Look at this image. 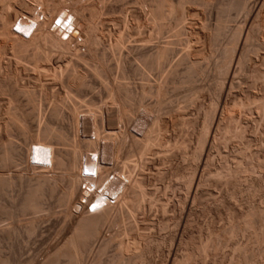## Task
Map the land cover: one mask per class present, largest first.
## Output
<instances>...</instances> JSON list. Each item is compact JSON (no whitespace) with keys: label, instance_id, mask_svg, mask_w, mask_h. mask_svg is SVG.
<instances>
[{"label":"bare ground","instance_id":"1","mask_svg":"<svg viewBox=\"0 0 264 264\" xmlns=\"http://www.w3.org/2000/svg\"><path fill=\"white\" fill-rule=\"evenodd\" d=\"M9 1L10 0H0V118L6 116V120L4 118L5 121L0 126V163L12 164L14 161L20 160V162L24 164L23 173L22 175H19L18 178L16 177V179H21L22 181L21 176H24L23 180L25 185L21 187V192L19 193V196H17V204L13 203L14 205L12 204L7 209L0 203V216L7 214L12 218L16 211L20 213L30 212L35 215L43 211V200L45 199V196L49 193H53L58 182L61 180L66 182V189L65 192L63 191L64 194L59 197V202L65 204L67 215L75 216V219L73 218L74 222H72L73 224L71 225L69 235L64 240L63 244L58 248L56 247L57 249H55L51 255L49 254L45 259H42L39 264H101L103 257H105V255L107 256V252L110 251L112 247L115 248L117 252L116 257L119 261L127 260L132 264H264V139L261 137V143L263 144L259 151H254L255 149L252 151L253 148L250 149L251 144H249V141L244 140L248 134L247 129L251 122L242 116L243 113H251L255 109L258 111L256 113H259L258 120L264 122V93H255L251 91V89L246 90L247 87L245 88V91L242 90L244 93L242 92L241 95L233 93L231 90L237 81L235 80V75L241 70L250 72V79L252 82L264 81V55L260 56L257 63L254 61L252 62L249 58L248 47V41L255 36L253 25L254 21L258 19V16L262 11L261 9L264 6V0H251V2H246V0H238L240 2L237 0L223 1V4L225 5L223 10H229L230 7L236 5V7H240L241 10L247 8V11L241 25L237 24L238 27L235 26L237 29L234 27L236 31L234 30L229 36L231 46L228 48L226 47V49L224 47V50L222 49L220 60L213 63L215 68V74L213 73V76H215V83L219 88L217 87V91H214L215 93L212 95L213 97H210V104H208V107L202 109L201 115L198 118H187L185 117V112L179 110H174L175 112L173 113V116H171L175 118L182 127H190L192 129V134L195 135L194 139H196V144L194 147L192 146L190 158H184L186 159L185 162L180 167L175 166L176 168L172 171V174L178 179L177 182L179 186L184 188L180 190H184L185 193L177 198L178 207H174L176 212L173 217V227L170 230L167 229L168 231H165V234L159 236H155L152 231H139L140 228L138 227V221L140 219L137 220V213L135 211L140 208L142 201L148 200L149 204H153L155 200L152 196L154 195L152 190L143 189L142 179L137 178V176L135 177L133 174V171H135V173L137 171L136 168L139 165L140 158L142 159L144 155L152 150L154 145H160L162 151L169 150V141L164 135L167 126L166 123L168 122L165 123V119L163 120L161 118L162 116L158 113L159 109L157 114H148V116L145 117L146 120L141 123L140 128H135L136 130L134 134H132L131 140H128L131 143L129 142L127 155L121 161L120 168L116 170L117 173L113 174L111 180L109 179V171L113 169L112 167L118 165V162H120L118 161V155L123 151V148L127 146L126 142L128 143L124 132L126 128L125 130L124 128L122 129L123 124H119L118 121L121 122L123 119H128V111L132 106L131 103L134 104V102L131 101H136L133 107L139 108L142 107L141 100H144L146 95H149L150 93L153 94V91H155L156 95L155 92L154 95L159 96L164 90L165 81L164 84L163 80H161L162 82L157 83L156 86L154 85L155 89H151L152 85L149 86L147 83L143 84L141 85V91H138L134 87L126 86L122 82H115L114 80V83L112 82L111 85L105 84L106 86H104L103 89L106 97L110 98L111 104L102 102L101 105L96 107L95 104L94 107L88 105L85 110L84 118H98L102 125L101 127L93 125L94 137L93 139L88 137L83 140L84 152L79 154L74 150L75 148L70 150L64 149L65 147L61 148L62 146L56 147L58 142L61 143L62 141H65L64 136L61 132H57L55 136L56 141L58 142L55 145L54 142L49 140V135L51 137L52 131L51 127L46 124V126L43 127L42 135L40 132L38 133V135L40 134L41 136L32 135L30 132L27 134V127L22 129L24 127L22 123L27 126L24 122L38 110L34 102L35 95L33 96V92L26 87L30 81L29 79L32 77L31 74H27V71L33 70L38 74L50 71L53 82L57 80L60 81L65 72H69L72 76H78L77 70L75 69L76 66L69 65L70 62L69 64H63L64 61L60 58V60L57 61L59 63L58 66L56 65L57 67H52V63H45L46 61L44 60L48 59V55L42 50V47L45 44H50L54 47H66L67 44L75 42V44L78 45L79 43L76 39L80 37L79 41L86 42L89 47L88 51L89 53L91 52L89 54L91 63H87L88 69H86L88 74H90V76L92 75L96 81H101L98 79L103 73L107 74L108 69L104 64V55L97 57V54L93 51L94 47L99 43V38L95 33V24L97 22H93V19H95L94 17L97 15L95 11L90 12L87 17L85 9L88 7L86 5L83 6V4L73 7L67 6L65 0H19V9H14L13 12H7L5 8L11 5V1ZM73 1V3H77L79 0ZM148 1L149 4L147 5V9H145V13L147 14L146 18L143 17V13H141L140 10H132L133 12L131 16L133 17L134 22L132 21L133 23L130 24L128 34L133 36V38L131 39V43H128L129 46H127V49L134 54L132 57L133 67L130 71H126L127 61L122 58V56H117V62L114 60L117 63L116 65L122 68L124 73L122 76L130 72L134 75L139 74L141 75V79L146 80L147 71L145 70H156L157 68L160 70L161 65L164 62V65H166V63H168L167 60L173 56L174 47L178 44L181 46L180 49L182 51L178 57L176 56L177 59L171 66L172 68L169 71L170 74L168 77H173L177 74L179 67L183 65L188 76L185 79L192 80L191 78L195 75V67L197 68V66H195L196 63L194 64V62H196V58L193 57L195 48L191 43L190 36L195 33V35L192 36L198 35L200 38L208 40L211 37L209 35L210 33L201 34L195 29L189 33V31L186 32L183 27H177V29H174L172 33L173 35H171L174 37L173 39L170 38L167 40L165 39V41H160V37L165 29L171 30L173 29L174 24L177 25L178 23L183 22L185 13L181 11V7H183V4L190 3L193 0ZM201 1L203 3H209L211 0ZM37 7H39V10ZM220 9H222V7ZM217 10H219V8ZM223 12L222 14L225 15L227 11L225 13ZM59 13H63L66 17L69 16L72 19L67 28L64 26L67 31L73 28L70 34L51 28L53 20ZM144 18L145 20H142ZM221 22L219 21L218 24ZM16 23L20 31L24 33L30 32L34 25L35 27L32 29L30 35L25 37L22 34H17L13 31V27ZM146 29L150 30L148 34H145ZM220 29L223 28L221 27ZM182 34H186V37L180 38ZM63 35L68 36L64 39ZM114 40L111 48L120 49L123 47V41H125L123 36L119 35L118 38H114ZM262 43L264 42L262 41ZM8 50L11 54L3 58L1 55L6 56ZM76 56L77 59H75V62L84 61V58L81 55L76 54ZM42 60L44 63H40ZM22 71L27 72H24V75L26 74L27 78L23 77ZM163 76L161 75V77ZM167 80L168 78L166 81ZM19 81H21L20 86H18ZM84 84L82 83L81 85L83 86ZM52 89L54 90V88ZM5 96L6 98L8 96L6 103L4 102ZM21 97L25 99V104L31 106V110H25V108H22L24 104L21 105ZM187 97L189 98L190 96ZM185 99L187 98H184V100ZM158 101H160V99ZM75 105V103L74 105L72 104L69 111L77 121L80 118L78 116L80 113ZM137 108L135 109L137 110ZM60 109H62L61 102L54 101L48 112L55 118L59 116L61 112ZM129 115L131 116L130 113ZM107 116L113 117H108L109 120H113L111 123L110 121H107L106 123L109 126L112 125V128L103 123ZM129 120L133 122L134 119L130 117ZM170 120L171 118L169 121ZM172 121L170 122L172 123ZM117 123L119 126H117ZM104 124L106 126H104ZM13 129L20 131L19 134L24 137V145H19L10 138L12 135L10 133L11 131L13 132ZM187 130L189 131V129ZM130 134H127V136ZM185 139L174 140V143L171 145L172 149L170 150L172 151V154L179 153L184 149L186 146ZM259 140L260 139L258 138V141ZM232 141H244L243 145H241L242 148L237 149L239 156L235 155L237 159L235 167H233L234 165H230L232 163H230V157H232L231 153L226 150H224L226 151L225 153L222 151V149L227 148ZM189 149H191V147ZM189 153L190 152H188V154ZM135 155H138L137 158H134ZM170 156L171 155H164L162 159H170ZM83 157L85 159L84 162L82 161ZM93 157H96V162H94ZM243 163L245 166L242 165ZM83 168L88 172L94 171L96 175L95 178L91 175L84 176L82 173ZM55 170H59V172ZM13 183L14 180L12 177H4L0 175V195H5L6 189L11 187ZM83 183L86 184L85 188L81 187ZM213 184L219 185L225 190L229 186L230 190L225 192L226 194L224 197L218 196L219 198H215L213 202L210 201L212 202V205L207 204L204 206L202 204L204 206H202V211L210 212L212 208L217 210L218 207L220 209V205H224L225 203L227 207H224L229 211V217H227L228 215L226 216L229 218V226H225L224 228L211 226V228L209 227L210 230L206 229V231H204H208V234L203 237L200 231L201 229L194 228L196 223L195 216L198 212L196 206L201 200V196L205 193V186ZM91 185L94 186V189H92ZM112 186L114 187L112 188ZM101 188L102 191L101 194H99L98 191ZM96 194L103 195L105 200L96 201L95 205L100 206L103 202H106L107 207L98 209L92 213L88 212L87 205L92 202L90 198L92 195ZM256 194H260L262 206L256 205L252 201V198ZM110 196H115V198L111 200ZM237 196L241 197V200H245L244 202L247 204L246 208L243 207L245 209H239L231 203L230 200H237ZM155 197H157V195ZM160 207L162 212L166 211L167 207L165 204H162ZM219 209L218 211H220ZM76 213L78 214L76 215ZM203 214L204 213H202V215ZM33 217L35 216L33 215ZM39 219V217H35L25 228L28 236L35 233L40 221ZM113 224L120 226L119 231L113 232L112 234L110 233L109 236L101 238L100 234L102 229ZM165 227H168V225ZM12 231H10L9 228L5 230V227L2 229L1 226L0 237L7 236L5 238L9 239L10 237L8 236L12 234ZM120 234H122V236ZM119 235L125 237L118 240L116 237ZM244 239L245 241H243ZM154 248L156 251L158 249L160 251L159 260L153 258ZM90 255H93V260L88 262L87 257ZM112 256L114 257L115 255ZM61 258L64 259L62 260V263L59 262ZM2 260L0 259L1 262H3ZM113 260L111 258V262H113ZM115 263H117V261Z\"/></svg>","mask_w":264,"mask_h":264},{"label":"rangeland","instance_id":"2","mask_svg":"<svg viewBox=\"0 0 264 264\" xmlns=\"http://www.w3.org/2000/svg\"><path fill=\"white\" fill-rule=\"evenodd\" d=\"M10 1L9 2L11 5H9V7L7 6L5 8V10L7 12H13L14 9H17L19 7V4H18L19 0H10ZM223 1L225 2L226 0H211L209 3H205V2L203 3L201 0H193L190 3L183 4V7H181V11H183L185 13V17L183 19V22L178 23L177 25L174 24V27L172 26L173 29H171V30L165 29L163 31L161 37H160V41H165V39L167 40L170 38L173 39L174 37L171 35H173L172 34L173 31H174V29H177V27L178 28L183 27L184 30H186V32L189 31V33H191L194 29L199 31L201 34L202 33H204V34L210 33L209 35L211 37L208 40H205L204 38H200V36H198V35L192 36V35H195V33H193L190 36L191 43L195 48V50L193 52V54H194L193 57L196 58L195 59L196 62H194V64L196 63L195 66H197V68L195 67V69H196V73L194 75L195 77L192 76V78H191L193 81L190 79L189 80L185 79L188 76H187L186 71L184 70L185 67L183 65L181 67H179L177 74H175L173 77L172 76L168 77V75L170 74L169 71L172 68L171 66L173 65L174 61L177 59L179 54H181L180 52L182 51L180 49L181 46L178 44L175 45L176 47H174L175 49H174L173 54H172L173 56L169 60H167L168 63H166V65H164L165 62L162 64L163 67L161 65L160 70L158 68L157 69L154 68L156 70H153V69L145 70V71H147L146 78L149 80H147V79L143 80V79H141V75H139V74L134 75L130 72H128L129 75L127 73L124 76H122L124 73H123L122 68H120V66L116 65L117 64L116 58H118L119 56H122V58H124L127 61L126 62V71H130L131 68L133 67L132 57L134 56V54L129 49H127L128 48L127 46H129L128 43H131V39L133 38V36H130V34H128L129 33L128 28H129L130 24H132L134 22V19L131 16L132 12H133L132 10H137V11L140 10V12L143 13V17L146 18L147 14L145 13L146 12L145 9H147V5L149 4L148 0H96V1L95 0H84V1L79 0L77 3L76 2L73 3L74 2L73 0H65V3L67 6L77 7V6L82 5V4H83V6L86 5L88 7L87 9H85V11L87 13V17L89 16V13L92 11H95V13L98 15V16L96 15L94 17L95 19H93V22H95V21L97 22L95 24L96 25V29H95L96 32L95 33H96L97 37L99 38L98 39L99 43L94 47L93 51H95V53L97 54L96 55L97 57L104 55L103 56L104 57L103 58L104 64H105V66H107V69H108L107 74L103 73L104 75L102 74V76H101L102 78L100 77L98 79L101 81H96L92 77V75L90 76V74H88V72L86 71V69H88L87 63H91V60H90L91 58L89 55L91 52L89 53V51H88L89 47H88L86 42H80L79 41L80 37H78L76 39V40H78V43H79L78 45H76L75 42H71V43L67 44L66 47H62V46L54 47V46H51L50 44H47V45L45 44L42 47V50L48 55V59L44 60V61H46L45 63H52L51 64V65H53L52 67H57L59 64L57 61L60 59L64 61L63 64L64 63L69 64V62H70L69 65H73L74 67L76 66L75 69L77 70L78 76H72V74H69V72L68 73L65 72L66 74L64 73V75L60 79V81L57 80L58 82L57 81L53 82L52 81L53 78L51 76L50 71H47L48 74L45 72L38 74L33 70H30L31 71L30 72L28 69H27L28 73L25 71H22L23 77L27 78L26 77L27 75L26 74L24 75V72L27 74H31V76H32V77L30 76L31 77L29 79L30 81L28 82V84H27L28 86H26V87L33 92V96L35 95L34 102H35L36 108H38L36 113H34L32 116H30V118H27V120L24 122L27 124V126L22 123V125L24 126V127L21 126V127H23L22 129L27 127V129H26L27 131L25 130L27 132V134L30 132V134H32V135L33 134L38 135V133L40 132V134L42 135V131L44 129L43 127L48 125L49 127H51V131H52L51 137L49 135V138H50L49 140L54 142L55 145L58 142V141H56L55 134L57 132H61L64 136L65 141H62L63 143L58 142L57 143L58 145H56V147L62 146L61 148L65 147L64 149H70V150L75 148L74 150H76V152L78 154L81 152H84L83 140L87 139L88 137L93 139V137H94L93 127L95 125L98 127H101V125H102L101 121L98 118L97 119L96 118L90 119L87 117L84 118L85 117L84 116L85 110L87 109L88 105H91L92 107H94V104H95V107H96V106L101 105L102 102L103 103L106 102L107 104H111L110 98L106 97V95H105V92L103 89L104 86H106L107 84L111 85L112 82L114 83V81L115 82L119 81V82H122L123 84H125L126 86L134 87L138 91H141V85H143V84L147 83V85H149V86L152 85L151 89L152 88L155 89V86L157 83L162 82L161 80H163V84H164V81H165L164 90L162 92L163 94L161 93L162 95L160 94L159 95L160 97L155 96L156 92L153 91L154 90L153 89V90H151V91H153V94L150 93L151 95L150 94L146 95L145 98L143 97L144 100H141L142 101V107L143 106H145V107H143V108L142 107H139V108L133 107L135 105L136 101H131V102H134V104L131 103L132 109L130 107V110L128 111V117H127L128 119H123L121 122L118 121L119 124L120 123L123 124L122 129L124 128V130H125V128H126L125 131L123 130L126 134V141H128L129 139L131 140L132 134H134L135 130L137 128H140L141 123L146 120L145 117H147L148 114H152V115L157 114L158 109H159V112H158L159 115L162 116L161 118L163 120L165 119L164 122L165 123L168 122L171 125L170 126L168 123H166V125H167L166 131L164 133L166 139L169 141L168 142L169 150L162 151V147L160 145H158V144L154 145L152 147V150H150L146 155H144L142 157V159L140 158V161H141V162L139 161L140 166L138 165V167L136 168L137 174L135 173V171H133V174L135 177L137 176V178L142 179L143 185H144V186L142 185V188L145 190H147V189L152 190V192L154 194L152 196L154 197V200H155L153 204H149L148 200L142 201L141 206L138 209L139 211L138 210L135 211L137 213L136 214L137 220L140 219L138 221V227L140 228V230H139L140 232H145V230H146V232L152 231V232H154L153 234L155 236H159V235L165 234V231L167 232L168 230H170L173 227V224H172L173 223V217H174L175 212H176L174 207H178V202H177L178 199L177 198H178V196L183 195V193H185V191L180 190V189H184V188L179 186V184L177 182L178 179L176 178V176H174V174H172L173 173L172 171L176 167H180L185 162V160L188 159V157L190 158L192 146L193 147L195 146L196 139H194L195 135L192 134V129L190 127H187V128L182 127L179 124V122L171 116H173V113L175 111L179 110V111L185 112V114H186L185 117H187V118H198L201 115L202 109H204L205 107H208V104H210L211 98L213 97L212 95H214V93L219 88V86L215 83V76H213V73L215 74V72H214L215 68H214L213 63L220 60V58H221L220 56L222 54V49L224 50V47L226 49V47L228 48L231 46L229 36L235 30V28L238 27L237 24L241 25L242 20H244L245 14L247 11V8L241 10V8L236 7V5L230 7L231 9L229 8V10H223L225 8ZM248 1L251 2V0H246V2H248ZM238 2H240V1H238ZM221 4H223V5H221ZM237 5H239V4H237ZM221 7H222V9H220ZM218 8H219V10H217ZM232 8H235V9H232ZM37 9L39 10V7H37ZM261 10L262 11L258 16V19L255 20L256 22L254 21V25H253V30H254L255 36L250 41H248L249 58H250V60H252V62L254 61L256 63L259 61L260 56L264 55V45H263L264 43H262V41L264 42V22H263L264 21V6L262 7ZM221 11L223 13H225L227 11L228 13L226 12V14L224 15V14H222ZM127 12H129V13H127ZM218 14H220L221 16ZM222 15L225 18L227 16L228 20H227V18L225 19ZM222 17L224 18V20ZM145 18L142 20H145ZM122 19H123V21H122ZM219 21L220 22L225 21V22L224 23L221 22L220 24H218ZM119 23H121V24H119ZM188 23H189V26H188ZM178 25H180V26H178ZM220 25L223 29H220L221 28ZM208 26H210V27H208ZM149 32H150L149 29L145 30V34H148ZM119 35L123 36V39L125 40V41H123V43H124L122 45L123 47H121L120 49L111 48L112 44L115 41L114 38L117 39ZM181 37L185 38L186 34H182L180 36V38ZM229 43H230V45H229ZM259 44H260V46H259ZM251 48H254V49H251ZM258 48H260V49H258ZM126 50H128L129 52ZM116 51H118V52H116ZM119 52H120V55H119ZM10 54H11V52L8 50L6 53V56H4V55H1V56L4 58V57H7V55L9 56ZM76 54L81 55L84 58V61L75 62L76 61L75 59H77ZM114 57H115V59H114ZM50 60H51V62H50ZM209 61H210V63H209ZM22 63H26V62H22ZM40 63H44L43 60ZM197 63H198V65H197ZM85 67H87V68H85ZM115 67H117V68H115ZM161 69H163V70H161ZM121 70H122V72H121ZM126 71H125V73H126ZM166 72H167V74H166ZM42 74H44V75H42ZM163 74H164V76H163ZM161 75L163 77H161ZM250 76H251V74L248 71H245V70L244 71L243 70L238 71L235 75V80H237V81H236V84L233 87V89H231L232 92L236 93V94L238 93L239 95H241V93L242 92L244 93L245 88L247 87L246 90L251 89V91H253L255 93H264V83H263L264 81L252 82V80L250 79L251 78ZM213 77H214V79H213ZM167 78H168V80L166 81ZM187 81L188 82L190 81V82L188 83ZM82 83L83 84L85 83L83 85L85 87H83L81 85ZM17 84H18V82H17ZM20 84H21V81H19L18 86H20ZM40 87L42 88V90ZM52 88H54V90ZM242 90H244V91H242ZM154 92H155V95H154ZM187 96H190L189 97L190 100ZM7 98H8V96H7ZM7 98L5 96V98H4L5 103H6ZM99 98H100V101H99ZM184 98H187L188 100L187 99L184 100ZM159 99H160V101H158ZM193 100H194V102H193ZM20 101L22 103L21 105L24 104L22 106L23 109L25 108V110H29V109L31 110V106L25 104V99L23 97L20 98ZM54 101H60L61 102V108H62V109H60L61 112H60L59 116H57L55 118L52 117L50 115V113L48 112L50 110L51 106L53 105ZM188 102L190 105L188 104ZM74 103L76 104L75 106L78 108V112L81 114V115L80 114L78 115L80 118L77 121L69 111L71 105L72 104L74 105ZM156 106H157V108H156ZM152 107H155V108H152ZM200 107H201V109H200ZM135 108H137V110ZM149 109L150 110L152 109L153 111L151 110V113H150ZM169 109H172V110H169ZM132 111H134V112H132ZM256 112H258V111L254 109L251 113H243V115H242L243 117L247 118L251 122L249 124V128H248L249 130L247 129L248 134L246 135L244 141H249V144H251L250 149L253 148L252 151L254 149H255L254 151H256V150L259 151L260 148L262 147V144H263V143H261L262 139H264V131H263L264 130V125H263L264 122H260L258 120L259 113H256ZM129 113L131 114V116L129 115ZM5 117L6 116H3V118L2 117L0 118V126L6 120ZM108 117L113 118L112 116H107L104 119L103 123L106 124L107 121H110V123H111V121L113 119L109 120ZM130 117L134 119L133 122L129 120ZM4 118H5V120H4ZM170 118H171L170 121H172V118H173L172 123L169 121ZM258 122H260V123H258ZM93 123H95V124H93ZM131 123H133V124H131ZM105 124H104V126L108 125V124H106V125ZM119 124L117 126H119ZM124 125H125V127H124ZM111 126L112 125H110L109 127L112 128ZM113 128H114V125H113ZM54 129H56V130H54ZM183 129H184V131H183ZM187 129H189V131ZM181 130L183 133L181 132ZM126 131H127V133H126ZM19 132H20L19 130L17 131L16 129H13V132L11 131V133H10V134H12L10 136V138L15 143H17L19 145H24V137H22V135L19 134ZM40 134L38 136H41ZM127 134H130V135L127 136ZM261 137H262V139H261ZM258 138L260 139L259 141H258ZM78 139H79V141H78ZM184 139L186 140V146L184 147V149H182V151H180L179 153L172 154L171 153L172 151H170V150L172 149L171 145H172V143H174V140H184ZM244 141H232L228 145L227 148L222 149V151L224 153L226 151L231 153V156L233 158L230 157V160H231L230 163L232 162L230 165L231 166L234 165L233 167L236 166V160L237 159H236L235 155L239 156V154H238L239 152L237 149L242 148L241 145H243ZM129 142L130 141H128V143L126 142L127 146H125L123 148V151H121V153H119V155H118V161H120V162H118V165H115L116 167L115 166L112 167L113 169H111L109 171V173H110L109 179L110 180L113 177V174L117 173L116 170L120 168L121 161L126 157L127 152L129 150ZM158 146L161 148H159ZM76 147H78V148H76ZM190 147H191V149H189ZM257 148H259V149H257ZM224 150H226V151H224ZM0 152H1V148H0ZM188 152H190V153L188 154ZM184 154H186V155H184ZM164 155H171L170 159H167V160L162 159L164 157ZM137 156L138 155H135L134 158H137ZM120 158H121V160H120ZM184 158H186V159H184ZM160 159H162V160H160ZM84 160L85 159L83 157L82 161L84 162ZM31 162H32V159H31ZM140 163H142V164H140ZM242 165L245 166L244 163ZM23 166H24V164H22V162H20V160H16L12 164H1L0 163V175H2L4 177H12L14 180L13 185L11 187H9L8 189H6L5 195H0V203L2 205H4L7 209L13 203L17 204L16 203L18 201L17 196H19V193L21 192V190H20L21 187L23 185H25V182L23 180L24 176L23 177L21 176L22 181H21V179L20 180L16 179V177L18 178L19 175H22ZM172 167H174V168H172ZM55 171L59 172V170H55ZM84 171L85 170L83 168L82 172H84ZM170 175H171V177H170ZM145 177H147V178H145ZM65 187H66V182L64 180L63 181L61 180L58 182L57 187L55 188L54 192L51 194L49 193L48 195L45 196V199L43 200L44 210L39 212L41 214L37 213L35 215V214L30 213V212L29 213L28 212L20 213V212L16 211L17 214L15 212L14 215L12 216V218L7 214L0 216V228L2 226V229H4V227H5V230L8 228L10 231L13 230L11 232L12 234H10V236H8V237H10L9 239L5 238L7 236H3L2 237L3 239L0 237L1 238L0 239V259L1 260L3 259L2 260L3 262L0 261V264H3V263L4 264H34V263L39 264L40 261H42V259H45L49 254L51 255L55 249H57L58 247H60L63 244L64 240L69 235L71 225L73 224L72 222H74V219H75V216H69L66 214L65 204L59 202V197L64 194L65 189H66ZM113 187L114 186H112V188ZM205 187H206L205 193L203 194L204 196L202 195L200 198L201 200L199 201V203H197L199 206L196 204L197 205L196 208H198L197 209L198 212L195 216L196 223L194 225L195 229H201L200 231H201L203 237L208 234V231L207 232H204V231H206V229L210 230L211 226H213V227L216 226V228H218V227L224 228L225 226L226 227L229 226V218H227V217H229V211H227V208H226L227 206L225 205V203H224V205H220V209L218 207V209L220 211H218V209L215 210L214 208H212V210L210 212H205V211H202V209L207 204L212 205V202L215 198L217 199L219 197H224V195L226 194L225 192L229 191L230 187L228 186L226 190L224 188H222L221 186L215 185V184L209 185V186L207 185ZM153 188H154V190H153ZM156 195H157V197H155ZM258 195L256 194L252 198V201L256 205L262 206L260 194H258ZM211 196H213V197H211ZM237 197H236L237 200H235V199L230 200L231 203H233L239 209L240 208H242V210L245 209L247 206L246 202H244L245 200L244 199L241 200V197H239V196H237ZM13 200H15V201H13ZM205 201L208 203H206ZM210 201H212V202H210ZM258 203H260V204H258ZM162 204H165V206L167 207L165 212H162V209L160 207ZM175 204H177V205H175ZM224 206H226V207H224ZM243 207H245V208H243ZM73 211H74V209H73ZM214 212H216V213H214ZM202 213H204V214L202 215ZM77 214L78 213H76V215ZM138 214H140V215H138ZM33 215L35 217H39L40 221L37 225V229H36L37 232L35 231V233L28 236L26 234L25 228L27 227V225L30 224L29 222H31V220L35 218V217H33ZM14 216H16V217H14ZM146 217H147V219H146ZM164 224H166V225H164ZM170 224H172V225H170ZM212 224H214V225H212ZM115 225L116 224H113V225H109V226L103 228L101 231V234H100L101 238H103L105 236L106 237L109 236L110 233L112 234L113 232L119 231L120 226H117V225L115 226ZM167 225H168V227H165ZM14 226H15V228H14ZM142 228H143V230H142ZM16 232H17V234H16ZM11 235H13V236H11ZM120 235L122 236V234H120ZM120 235L117 236L118 238L116 237V239L120 240V239H123L125 237V236L121 237ZM243 241H245V239ZM113 248L114 247H112L110 249V251L107 252V256L105 255V257H103L101 264H114L116 261H117V263H115V264H129L130 263L127 260L119 261L116 257L117 252H116L115 248L114 249ZM155 248L153 251V253H154L153 258H155V260H159L158 258H160V251L157 248L158 249L157 250L158 252H157ZM112 255H115V256L113 257ZM92 256L93 255H90L89 257H87L88 262H90V260L91 261L93 260ZM110 256H112V257H110ZM111 258H112V260L114 259L113 260V262L115 261L114 263L111 262ZM62 260H64V259L61 258L59 262L62 263ZM106 260L108 261V263ZM130 264H132V263H130Z\"/></svg>","mask_w":264,"mask_h":264},{"label":"built area","instance_id":"3","mask_svg":"<svg viewBox=\"0 0 264 264\" xmlns=\"http://www.w3.org/2000/svg\"><path fill=\"white\" fill-rule=\"evenodd\" d=\"M62 14V18H56V19H54L55 20V23H54V20H53V23L51 24V28H54V29H56V30H58V31H60V32H66L67 34H70L71 33V30L73 29V28H71L69 31H67V29H65L64 28V26L67 28L68 27V25H69V23L72 21V19L69 17V16H67L66 17V15L65 14H63V13H61ZM66 17V18H65ZM63 19V20H62ZM64 22V23H63ZM34 27H35V25L32 27V29H34ZM13 31L15 32V33H17V34H20V32H19V30H18V28L16 27V28H14L13 29ZM67 36L68 35H63V38L64 39H66L67 38ZM25 37H27V36H25ZM93 160H94V162H96V157H93ZM83 173V175L85 176V175H87V176H89V175H91V176H93L94 178H95V172L93 171V172H88V171H84V172H82ZM85 183H83L82 184V188H85ZM91 187H92V189H94V186L93 185H91ZM101 191H102V188L101 189H99V191H98V193L99 194H101ZM99 194H96V195H92L91 196V203L90 204H88L87 205V210H88V212H95V211H97L98 209H102V208H106L107 207V203L106 202H103L100 206H96L95 205V202L96 201H99V200H105V197L103 196V195H99ZM111 197V200H113L114 198H115V196L113 197V196H110Z\"/></svg>","mask_w":264,"mask_h":264}]
</instances>
